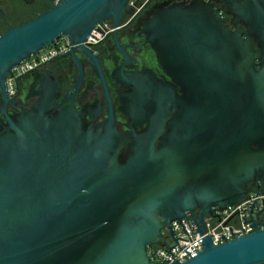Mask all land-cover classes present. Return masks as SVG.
Masks as SVG:
<instances>
[{"label":"water","instance_id":"water-1","mask_svg":"<svg viewBox=\"0 0 264 264\" xmlns=\"http://www.w3.org/2000/svg\"><path fill=\"white\" fill-rule=\"evenodd\" d=\"M128 1L52 0L18 24L0 11V264H149L146 248L166 243L161 231L172 235L173 220L188 217L201 235L212 207L264 191V0H219L221 10L211 0L172 1L142 23L184 97L150 70L120 65L112 72L128 118L120 122L95 62L105 117L93 123L97 107L60 106L83 79L73 50L96 25L118 26ZM61 37L75 75L37 71L8 115L5 104L17 102L6 99L11 68ZM62 82L69 90L54 104ZM255 206L243 217L250 232L217 245L205 235L196 255L174 264H264Z\"/></svg>","mask_w":264,"mask_h":264},{"label":"flooded vegetation","instance_id":"flooded-vegetation-1","mask_svg":"<svg viewBox=\"0 0 264 264\" xmlns=\"http://www.w3.org/2000/svg\"><path fill=\"white\" fill-rule=\"evenodd\" d=\"M47 0H0V11L3 18L10 24H14L6 18L10 14H16L18 11L26 10L31 6H38L45 3ZM52 1V0H49ZM177 1L185 2L187 0H134V5L130 6L129 15L115 28L112 27L111 20L96 25L86 40L83 42V48H75L73 54H75L80 62L83 79L79 84L75 93L72 94L71 99H67L62 105L70 104L72 109L76 112L83 110L87 107H97L98 112L92 118L93 123H96L99 119L105 117L106 97L102 90L101 85L98 82L97 74L93 69V65L96 62L100 68L101 74L104 78V85L107 92V96L110 99L114 119H119L120 122H124L128 119L119 110L118 94L122 91L121 87L112 78V72L120 65L123 70L129 71L134 69H147L150 70L158 79L170 84L174 87L177 97H184L182 89L174 83L168 76V73L162 68L157 61L156 53L146 41V36L140 33L142 23L149 18L157 9L165 6L166 3ZM213 7L223 8L219 0H211ZM228 20L230 16L223 14ZM0 15V25L6 27L5 22ZM20 23V22H19ZM229 27H231L228 24ZM68 44L64 45L61 51L56 52L52 56L48 57L44 62L35 66L33 69L23 73V77L20 78L18 89L15 87L13 80V92L8 94L5 87L6 99H13L17 101L14 105L8 103L5 104V110L8 115L16 112V108L20 107V99L17 91L22 90L23 84L30 77H33L36 72L43 69H51L66 77H73L76 73L74 64L71 62V53L68 52ZM126 55L130 61L124 62L123 55ZM55 58L52 61V67L46 65V61ZM6 80V79H5ZM5 83V82H4ZM69 90V89H68ZM67 90V91H68ZM66 91V84L64 82L60 85V93L54 100V104L64 95ZM34 98H32L33 100ZM2 100L0 94V102ZM30 100H27L29 103ZM27 106H25L26 109ZM2 116V115H1ZM89 117L84 118V122H88ZM166 119H171L170 111L167 114ZM117 122L118 129H121V123ZM141 129V127H139Z\"/></svg>","mask_w":264,"mask_h":264},{"label":"built area","instance_id":"built-area-1","mask_svg":"<svg viewBox=\"0 0 264 264\" xmlns=\"http://www.w3.org/2000/svg\"><path fill=\"white\" fill-rule=\"evenodd\" d=\"M132 5H134V0H129L128 6ZM65 44V37L58 38L53 43L12 67L11 74L7 75L5 80L7 93L11 94L13 92L14 77L41 64L48 57L61 51ZM253 201H256L253 212L263 209L258 214V221H262L263 224L258 222L257 228H264V191L257 193V195L254 192H250L239 205L231 206L221 211L212 207L211 216L203 218L204 230L201 235H198L194 231L188 217L170 222L172 235H169L165 229L161 231L166 237V243L160 245L153 244L146 248V254L149 255V264H174V261L181 262L196 255L202 249L201 238L205 235H210L212 244L217 245L233 237L250 232L252 227L249 222H243V217H247L248 206ZM235 211H238V214L228 221L230 215Z\"/></svg>","mask_w":264,"mask_h":264},{"label":"rangeland","instance_id":"rangeland-1","mask_svg":"<svg viewBox=\"0 0 264 264\" xmlns=\"http://www.w3.org/2000/svg\"><path fill=\"white\" fill-rule=\"evenodd\" d=\"M51 5V1L47 0L45 3H42L38 6H31L26 10L18 11L16 14H10L8 20L14 24H18L19 22H23L25 19L34 16L36 13H39L45 10L47 7ZM5 27L0 25V32L3 31Z\"/></svg>","mask_w":264,"mask_h":264}]
</instances>
